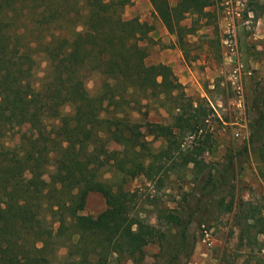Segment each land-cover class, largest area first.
<instances>
[{
	"label": "trees",
	"instance_id": "obj_1",
	"mask_svg": "<svg viewBox=\"0 0 264 264\" xmlns=\"http://www.w3.org/2000/svg\"><path fill=\"white\" fill-rule=\"evenodd\" d=\"M130 2L0 0V264H110L122 259L141 263L153 226L137 210V193L126 187L127 182L142 175L164 184L177 167L208 166L194 153H184L180 135L196 137L204 131L202 120L192 115V111L202 115L204 106L194 107L186 98L170 65L148 61L154 27L138 16H125ZM150 2L153 16L176 36L187 58V36L197 30L199 17L214 0ZM189 15L198 18L183 24ZM42 57L45 73L38 77ZM97 69L104 79L92 95L85 77ZM152 103L170 104L180 112L171 124L151 121ZM66 105L71 113H64ZM253 110L249 140L237 154L247 152L250 143L264 166V95ZM25 124L32 127L25 144L1 142ZM134 129L142 137L137 144ZM148 135L164 139L166 147L154 150ZM36 146L54 160L48 179H27L20 173L29 160H36L32 152ZM101 163L119 174L120 182L104 179ZM207 179L212 182V175ZM92 192L101 193L106 201L98 215L82 213ZM242 205L241 246L255 243L254 253L260 254L263 208ZM160 217L178 233L179 248L168 264L182 252L189 256L191 215L186 218L178 209H165ZM61 240L68 247L66 261L57 258ZM252 259L264 264L258 254Z\"/></svg>",
	"mask_w": 264,
	"mask_h": 264
},
{
	"label": "rangeland",
	"instance_id": "obj_2",
	"mask_svg": "<svg viewBox=\"0 0 264 264\" xmlns=\"http://www.w3.org/2000/svg\"><path fill=\"white\" fill-rule=\"evenodd\" d=\"M136 1L134 0V3ZM222 3L223 0H214L212 8H206L199 17L197 30L187 36V58L176 43V36L169 32L162 33V22L153 15L152 18L146 6L138 16H144L143 21L154 27V32H150V35H154H151L154 43L151 45L148 61L162 62L170 53L179 56L178 64L187 65L191 71L188 72V68V71H181L179 66L175 71L176 67L166 63L173 68L186 98L192 101L194 107L200 104L204 106L202 115L192 111V115L202 120L204 131H200L196 137H190L184 132L180 135L184 153H194L208 166L194 167L189 164L188 167H177L170 171L164 184H154L142 175L130 179L126 187L136 191V208L153 226L150 232L152 239L145 247L146 256L143 262L135 263L132 259H122L112 260L110 264H168L179 246L177 229L160 217L165 209H178L186 218L191 215L189 242L193 245L192 252L189 256L182 252L171 264H255L252 258L256 254L264 258V249L260 254L254 253L257 252L255 243L250 247L241 246L238 226L242 203V206L244 203L258 204L263 208L264 215V166L250 143L247 152L237 154L249 140L254 103L264 95V0H246L242 19L238 23L237 53L233 56L229 55L230 52L223 43ZM133 6V3H129L125 7L124 14L127 18L134 15ZM196 18V15H189L183 20V24L190 25ZM33 26L30 22L29 27ZM175 50L177 52H174ZM42 59L38 77L45 73L46 62L43 57ZM238 63H243L245 71L251 72L244 75L245 101L242 105L238 103L230 79L232 69ZM182 75L191 78L181 81ZM103 79L100 69L86 75L85 84L92 95L99 92ZM63 111L66 114L71 113L72 108L66 105ZM178 112L180 111L173 110L170 104L159 106L152 103L148 118L151 121L171 124L173 115ZM136 129L132 134L134 144L142 138L134 133ZM31 132L32 127L25 124L17 128L14 134L2 138L1 142L9 146H22ZM142 132H145L143 127ZM148 140L154 150L166 147L162 138L154 139L148 135ZM32 150L33 159L36 160H29V167L22 170L21 175L27 179H48L55 168L54 160L50 159L51 155L47 158L41 147L36 146ZM230 159L233 160L231 166ZM100 169L104 179L115 184L120 182V175L114 174L106 163H101ZM209 174L213 177L212 182L207 179ZM106 206L104 196L99 192H92L82 213L98 215ZM54 226L59 227L58 223ZM64 242L65 240H61L58 243L57 258L60 261H66L68 255V247ZM251 249L254 250L253 253L248 252Z\"/></svg>",
	"mask_w": 264,
	"mask_h": 264
},
{
	"label": "built area",
	"instance_id": "obj_3",
	"mask_svg": "<svg viewBox=\"0 0 264 264\" xmlns=\"http://www.w3.org/2000/svg\"><path fill=\"white\" fill-rule=\"evenodd\" d=\"M224 16L222 20V26L224 29L223 43L230 52L229 55L233 56L237 53V29L242 14L245 9L246 0H223ZM240 62V61H238ZM246 72L243 63L235 64L231 72V84L235 90L239 105H242L245 101L244 94V75ZM205 232H209L205 229Z\"/></svg>",
	"mask_w": 264,
	"mask_h": 264
},
{
	"label": "crops",
	"instance_id": "obj_4",
	"mask_svg": "<svg viewBox=\"0 0 264 264\" xmlns=\"http://www.w3.org/2000/svg\"><path fill=\"white\" fill-rule=\"evenodd\" d=\"M177 1L178 0H170V3L171 4H176ZM130 3L134 4V6L132 7V11H133L134 15H131L130 18L134 17V16H139V14L144 11V7L145 6H146V9H148V11H149V15H151V16L153 15L154 7H153L152 3L150 2V0H142L141 2L139 0H137L135 3H134V0H131ZM141 3H144V4H141ZM210 8H212V6L207 7V10H209ZM152 18H154V17L152 16ZM140 19L143 21V19H145V17L141 16ZM145 21H148V20H145ZM161 31H162V33H166V34L168 33V30H167V28L164 25L161 27ZM151 32H154V31H151ZM151 35H153V33ZM153 37H154V35H153ZM174 52H177V50H175ZM179 53L182 56V59L185 61L182 52L180 51ZM179 59H180L179 56L176 57V56H173V55H171L169 53L168 57H166L165 59H162V62L171 63L173 67H176V68H174V70L177 69V66H179V69L181 71L187 70V68H188L187 65L184 66V65L178 64ZM174 61H175V63H174ZM188 70H189V68H188ZM188 72L191 73L190 70ZM182 76L183 77L180 78L181 81L182 80L184 81V80H187L188 78H191V76H189V77L186 76V75H182Z\"/></svg>",
	"mask_w": 264,
	"mask_h": 264
}]
</instances>
